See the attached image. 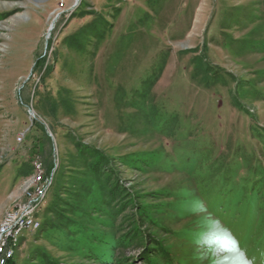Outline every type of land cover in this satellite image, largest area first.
I'll list each match as a JSON object with an SVG mask.
<instances>
[{
    "label": "rangeland",
    "instance_id": "1",
    "mask_svg": "<svg viewBox=\"0 0 264 264\" xmlns=\"http://www.w3.org/2000/svg\"><path fill=\"white\" fill-rule=\"evenodd\" d=\"M39 172L11 264H261L264 0H0V222Z\"/></svg>",
    "mask_w": 264,
    "mask_h": 264
},
{
    "label": "trees",
    "instance_id": "2",
    "mask_svg": "<svg viewBox=\"0 0 264 264\" xmlns=\"http://www.w3.org/2000/svg\"><path fill=\"white\" fill-rule=\"evenodd\" d=\"M167 117L170 118L171 121L169 129L166 130L171 134L175 126L177 127V119L172 115H167ZM159 132H162V130H159ZM17 174L18 176H28L31 172H24L20 167ZM256 176L259 175L257 174ZM255 186L256 185H250L251 192L255 194H250L248 197L243 195L242 199L236 203L234 213L230 217V225L247 224L246 228L249 233L247 251L249 250V253L252 255V262H256V259H259L260 263L264 264V196L261 195V192L264 190V183L257 187ZM249 201L251 203H248ZM222 206L224 205L222 204ZM260 236L262 237L260 238ZM253 242H255V244ZM11 263L12 259L6 262V264Z\"/></svg>",
    "mask_w": 264,
    "mask_h": 264
},
{
    "label": "built area",
    "instance_id": "3",
    "mask_svg": "<svg viewBox=\"0 0 264 264\" xmlns=\"http://www.w3.org/2000/svg\"><path fill=\"white\" fill-rule=\"evenodd\" d=\"M21 138L18 140L20 141ZM51 184L49 180H43L39 172L38 178L33 183V188L28 191L26 199L19 206L14 207L10 217L6 218V224L0 236V264H6L10 260L9 245L12 244L15 234H23V229H32L35 221L27 220V213H32L37 207L43 193V188Z\"/></svg>",
    "mask_w": 264,
    "mask_h": 264
},
{
    "label": "snow or ice",
    "instance_id": "4",
    "mask_svg": "<svg viewBox=\"0 0 264 264\" xmlns=\"http://www.w3.org/2000/svg\"><path fill=\"white\" fill-rule=\"evenodd\" d=\"M202 208L200 206H197L195 211H201ZM207 233L206 235L209 238L214 239L217 243L221 244L222 250H227L229 247L232 250L236 249V241L225 232L218 224H214L212 222H208L206 224ZM211 250V249H210ZM218 264H225V261H219ZM239 264H249L248 261L243 260L242 257L239 260Z\"/></svg>",
    "mask_w": 264,
    "mask_h": 264
},
{
    "label": "bare ground",
    "instance_id": "5",
    "mask_svg": "<svg viewBox=\"0 0 264 264\" xmlns=\"http://www.w3.org/2000/svg\"><path fill=\"white\" fill-rule=\"evenodd\" d=\"M11 214H12V211L6 213V214L3 216V218H2V220H1V222H0V236H1L2 232H3V228H4V226H5V224H6V218H7V217H10ZM27 220H28V221H35V222H34L33 225H32V229H23V232H26V231H29V230H34V229H36V228L38 227V223H37L36 219L34 218V211H32V213H27ZM21 235H22V234H15L14 239H13V241H12V244L9 245V255H10V258L12 257V254H13V250H14L13 247H16V245H17V240H18V238H19Z\"/></svg>",
    "mask_w": 264,
    "mask_h": 264
},
{
    "label": "water",
    "instance_id": "6",
    "mask_svg": "<svg viewBox=\"0 0 264 264\" xmlns=\"http://www.w3.org/2000/svg\"><path fill=\"white\" fill-rule=\"evenodd\" d=\"M79 0H77V2H78ZM31 113V112H30Z\"/></svg>",
    "mask_w": 264,
    "mask_h": 264
}]
</instances>
